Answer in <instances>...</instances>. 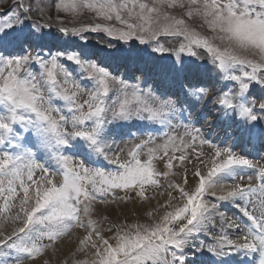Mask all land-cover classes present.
<instances>
[{
    "label": "snow or ice",
    "instance_id": "6c2138e0",
    "mask_svg": "<svg viewBox=\"0 0 264 264\" xmlns=\"http://www.w3.org/2000/svg\"><path fill=\"white\" fill-rule=\"evenodd\" d=\"M202 121L264 151V0H0V264H264V166Z\"/></svg>",
    "mask_w": 264,
    "mask_h": 264
},
{
    "label": "rangeland",
    "instance_id": "374dc122",
    "mask_svg": "<svg viewBox=\"0 0 264 264\" xmlns=\"http://www.w3.org/2000/svg\"><path fill=\"white\" fill-rule=\"evenodd\" d=\"M177 11H179V10H177ZM93 19L94 18L91 16H84L81 18L80 22L81 23H88L89 20H93ZM199 23H200L199 21L194 22L195 26H198ZM67 26L71 27L73 25L68 24ZM167 44H175V41H167ZM237 119L239 120L240 118L237 117ZM239 128L242 131L241 133H243L245 136H247L242 125H240ZM133 131H135V129H133ZM205 133L209 136L210 139H213L214 141L216 140L217 143H220L221 141L224 140V138L217 139L216 135L211 136V134H210L211 130H209V132L206 131ZM125 139L131 143H138L139 142L138 139H134L132 137H125ZM232 140H233V143H223V146H225V147L231 146V147H233V150L237 153H244V154L253 153L251 156H249V158L255 160L259 165H262V166L264 165V160L261 159V157L264 156V151H260L259 155H257L256 150L253 149V146H248L246 144L247 140H245V139L242 140V138H240L239 135L232 137ZM235 141H236V143L238 142V144H239L238 146L235 145ZM121 146H123V144H121ZM237 147H239V148H237ZM205 151H207L206 147H205ZM122 158H124V157H122ZM110 167H112V166H110ZM177 167H179V166H177ZM249 175H252V173H249ZM161 183L166 184L167 180H162ZM159 193H165L166 194V190L164 188H157V189H154V191L148 192L149 199H151V201H152L151 205L146 201H141L139 198H135L133 201H129L127 203L102 205L101 209L102 210L105 208L107 209V211L104 212V215H107L109 217V219L113 222H124L125 218H127L128 222H133V221L137 220L138 218H143L144 212L146 210H151V208L153 206H155L156 199L152 198L154 195L157 196V198L160 200V202H163L164 197L159 196ZM118 195L123 196L124 192L120 191L118 193ZM132 195L135 196L134 193ZM134 202H138L139 203L138 206L135 207L134 205L136 203L134 204ZM124 206H127V207H124ZM93 219L99 220L100 218L96 215H93ZM100 227L102 230L106 229L107 221L102 223L100 225ZM81 232H82V230H80V229H73L72 241L69 242L67 239H65L64 243L61 245L60 249L57 252L53 253L51 250H49L48 255H46L44 257V259L49 260V264H61V262L63 260L67 259L69 261V264H71L73 257L70 255V252L75 251L76 236L78 234H80ZM104 234L109 235V233H107V231H104ZM203 238L204 237H201V239H203ZM86 257L91 258V252H89V251H85L83 253L77 252L75 259H85Z\"/></svg>",
    "mask_w": 264,
    "mask_h": 264
},
{
    "label": "bare ground",
    "instance_id": "6f19581e",
    "mask_svg": "<svg viewBox=\"0 0 264 264\" xmlns=\"http://www.w3.org/2000/svg\"><path fill=\"white\" fill-rule=\"evenodd\" d=\"M209 119H211L210 116H209ZM196 125H197L196 127H202L203 121L201 122V124H196ZM229 125H231V126H229ZM239 126L240 125L232 123L231 121H225L223 127L218 126V125H212L211 127H202V130L204 132H206V131L209 132V130H211V133H210L211 136L212 135H216L217 139L224 138V140H223L224 143H233L232 137H234L236 135H239L240 138H242V140H244V139L247 140L248 139L247 136H245L243 133H241L242 131L240 130ZM125 141H127V140L125 139ZM215 142H216V140H215ZM246 144L248 146H252V144H250V143H246ZM235 145L238 146L239 145L238 142L236 143V141H235ZM237 148H239V147H237ZM134 204H135L134 206L136 207V206H138L139 203L138 202H134ZM124 207H127V206H124Z\"/></svg>",
    "mask_w": 264,
    "mask_h": 264
}]
</instances>
